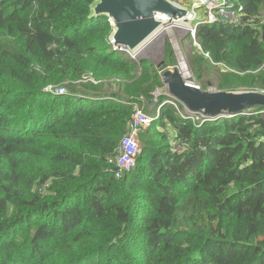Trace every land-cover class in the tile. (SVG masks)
Wrapping results in <instances>:
<instances>
[{
  "label": "trees",
  "instance_id": "obj_1",
  "mask_svg": "<svg viewBox=\"0 0 264 264\" xmlns=\"http://www.w3.org/2000/svg\"><path fill=\"white\" fill-rule=\"evenodd\" d=\"M237 1L245 21L264 12ZM94 2L0 0V264H264V107L196 121ZM196 41L218 91L264 90V28L217 21ZM138 111L153 121L117 179Z\"/></svg>",
  "mask_w": 264,
  "mask_h": 264
},
{
  "label": "water",
  "instance_id": "obj_2",
  "mask_svg": "<svg viewBox=\"0 0 264 264\" xmlns=\"http://www.w3.org/2000/svg\"><path fill=\"white\" fill-rule=\"evenodd\" d=\"M191 8L181 6L174 0H95L90 18L106 17L113 28L110 42L114 47L124 45L132 54L147 47L163 28L181 25L191 28L200 17L195 7L197 0H187ZM196 39V34L194 36ZM164 70L163 81L168 88V97L180 103L193 114L204 116L238 115L254 106L264 107V94L247 92L202 91L195 81L187 83L179 69L166 71V63L159 66Z\"/></svg>",
  "mask_w": 264,
  "mask_h": 264
},
{
  "label": "built area",
  "instance_id": "obj_3",
  "mask_svg": "<svg viewBox=\"0 0 264 264\" xmlns=\"http://www.w3.org/2000/svg\"><path fill=\"white\" fill-rule=\"evenodd\" d=\"M197 1L198 2L195 4V7H193L192 9L197 10V12L201 8H205V10L206 9L207 10H206V13L203 14V15H206V17H202L199 14L200 15L199 19L192 24L191 28H189L188 32L193 36V38L196 34L197 28L200 25H212L217 21H221L222 24L224 25H230V26H235V27H245V28L252 27V28H257V29L264 28V12L262 14H259V17L257 18H252V19H249L248 21H245L244 14H243L244 8L243 6L239 5L237 0H197ZM203 2L204 3L207 2V3L205 5H201L203 4ZM178 3H181V2H178ZM181 4L185 6L184 3H181ZM181 27H184V26L169 25V26L164 27L163 31L165 29H166L165 31L170 30V29L177 30ZM158 38L159 37L155 38L153 42L156 41ZM153 42H151L148 45V47H150V45ZM114 48L120 51L121 53H127L131 59L136 61V59L134 58V54L131 55L132 53L127 51L125 48L124 50L123 48H120V49H118V47H114ZM204 56L207 58H210L208 54H205ZM194 86L198 89H201V87L196 85V83ZM165 89H166V95H168L167 86L165 87ZM57 92L58 94L66 93L65 89H60ZM256 92L264 94V90H260ZM159 95H161V91L157 92L156 97H158ZM170 99L172 101H168L167 103L177 107L176 104L173 102L175 100H173L172 98ZM185 110L188 115L195 117L194 119L196 121L204 122V121L211 119L209 116H204L202 114H193L191 111L187 109ZM220 117H223V116L221 115ZM152 121L153 119L150 116H147L141 111H138L133 117V120L130 123L129 133L122 139L120 146L116 152L117 153L116 164H117V169H118V172L116 173L117 179H119L122 176L123 172H130L136 167V163H137L138 157L141 152L140 145L138 142V134L142 128L144 129L148 128L151 125ZM176 148H177L178 153L184 152L183 147L177 146Z\"/></svg>",
  "mask_w": 264,
  "mask_h": 264
},
{
  "label": "rangeland",
  "instance_id": "obj_4",
  "mask_svg": "<svg viewBox=\"0 0 264 264\" xmlns=\"http://www.w3.org/2000/svg\"><path fill=\"white\" fill-rule=\"evenodd\" d=\"M174 1L184 3V5L188 6L189 8H191L192 5L187 0ZM181 3L179 4L183 6ZM198 13L202 17H206V15H203L202 12L198 11ZM183 29L184 28H179L177 30L170 29L167 31H165V29V34L163 36H161L160 34L161 37L159 36V38L154 41L150 45V47L147 46L142 50L144 57L141 60L135 61L131 59L127 53L123 54L128 59L133 62H137L138 64L139 62L144 61L147 63V65L153 64L154 66H159L162 62L165 61L164 59L165 57H167L168 49H171L176 62V66L175 68H167L166 71L173 72L174 69L182 68V71L180 73L182 75H188V77L195 81L196 85H198L199 87L202 88L203 86H205L206 92L218 91L217 88L222 81V74L224 73V71H222V66L213 64L210 60L207 59L203 60L201 64H195L194 60L196 57H198L197 53L203 55V52L200 49L197 41L194 40L193 36L188 32V29H185L186 31ZM223 68L225 69V67ZM198 70H200L201 78L198 77ZM65 90L67 91V94L71 93L68 92L67 88H65ZM104 90L106 92H110L111 90L117 92L118 87L113 84L112 88L105 87ZM155 105H152L150 109L153 110Z\"/></svg>",
  "mask_w": 264,
  "mask_h": 264
},
{
  "label": "bare ground",
  "instance_id": "obj_5",
  "mask_svg": "<svg viewBox=\"0 0 264 264\" xmlns=\"http://www.w3.org/2000/svg\"><path fill=\"white\" fill-rule=\"evenodd\" d=\"M177 3H178V2H177ZM196 3H197V2H196ZM206 3H207V2H205V3L203 2V4H201V5H205ZM181 28L188 29V31H189V28H188V27H181ZM164 32H165V31H162V32L160 33L161 36H163V35L165 34ZM162 33H163V34H162ZM160 34H159V35H160ZM161 36H160V37H161ZM157 37H159V36H157ZM120 48H123V50H124L125 47H124V45H118V49H120ZM145 54H146V53H145ZM131 55H133V54H131ZM134 57H135L136 60H141V59H143V57H144V56H143V51H140V52H138L137 54H134ZM179 71L181 72V71H182V68H180ZM181 75H182V74H181ZM182 77H183V79H184L187 83L191 84L190 81H191L192 79L189 78L188 75H186V74L184 75V74H183Z\"/></svg>",
  "mask_w": 264,
  "mask_h": 264
},
{
  "label": "clouds",
  "instance_id": "obj_6",
  "mask_svg": "<svg viewBox=\"0 0 264 264\" xmlns=\"http://www.w3.org/2000/svg\"><path fill=\"white\" fill-rule=\"evenodd\" d=\"M194 83H195V82H194ZM137 161H138V160H137ZM115 176H116V175H115ZM120 178H121V177H120ZM120 178H119V179H120Z\"/></svg>",
  "mask_w": 264,
  "mask_h": 264
}]
</instances>
